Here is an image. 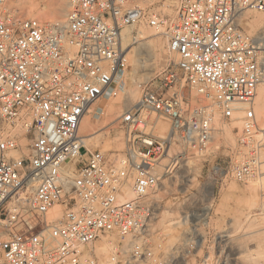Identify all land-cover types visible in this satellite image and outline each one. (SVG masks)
Returning a JSON list of instances; mask_svg holds the SVG:
<instances>
[{
  "label": "built area",
  "instance_id": "built-area-1",
  "mask_svg": "<svg viewBox=\"0 0 264 264\" xmlns=\"http://www.w3.org/2000/svg\"><path fill=\"white\" fill-rule=\"evenodd\" d=\"M65 1L62 23L0 0V264H102L95 244L109 237L127 241L113 247L123 264H167L150 241L164 172L207 156L221 123L237 144L208 178L223 185L262 174L264 27L249 30L245 13L264 14V0ZM137 24L161 30L178 61L140 84L121 116L126 148L111 158L79 129L113 94L123 30ZM156 119L169 122L166 136L155 134ZM175 144L179 156L162 164ZM57 206L62 215L51 218Z\"/></svg>",
  "mask_w": 264,
  "mask_h": 264
},
{
  "label": "rangeland",
  "instance_id": "rangeland-1",
  "mask_svg": "<svg viewBox=\"0 0 264 264\" xmlns=\"http://www.w3.org/2000/svg\"><path fill=\"white\" fill-rule=\"evenodd\" d=\"M29 1L31 0H10V7L20 16L35 17L42 21L39 12H27L25 6ZM51 1L63 4L66 13L65 0L36 2L41 11H44ZM256 14L259 13H245L246 27L249 30L252 29L249 21ZM138 28L148 30L153 35L149 38L140 37ZM123 36L124 43L127 42L124 45L125 66L120 78L113 83L114 92L97 103L103 109L102 113H95L93 105V113L84 117V120L90 118L93 124L94 128L89 132H95L93 138L85 144L91 149L101 150L111 158L122 154L126 148L121 116L126 108L140 99V84L152 80L164 71L176 70L175 63L178 61V56L169 50L168 37L146 24L125 28ZM157 39L161 40L160 46L155 45ZM129 49H133L132 52L128 53ZM132 90L138 93L136 102L126 105L125 98ZM112 106L116 108L114 114L109 110ZM154 118L153 116L152 120ZM155 123V134L166 136L170 132L168 121L156 119ZM161 124L167 126L164 133L159 130ZM217 129L211 152L203 157L189 156L167 173L164 172L158 189L152 196V200L159 202V206L151 224L150 241L156 255L167 264H264V187L254 185L255 180L239 183L233 178L224 177V184L221 185L208 178L211 165L229 157L230 150L237 144L235 132V141L232 142L221 123L217 124ZM96 136L99 140H95ZM119 144L122 146H118ZM170 151L169 156L165 155L163 158L162 164L170 163L171 157L179 156L181 147L178 144L172 145ZM58 207L62 215L63 207ZM50 216L55 217L53 213ZM106 239L111 240V244L107 248L104 246V250ZM95 246L102 264H123V255L115 256L113 247L118 246L119 249L127 246V241L109 237L99 240Z\"/></svg>",
  "mask_w": 264,
  "mask_h": 264
},
{
  "label": "bare ground",
  "instance_id": "bare-ground-1",
  "mask_svg": "<svg viewBox=\"0 0 264 264\" xmlns=\"http://www.w3.org/2000/svg\"><path fill=\"white\" fill-rule=\"evenodd\" d=\"M37 0H31L28 2V4L25 6L27 7V12L29 14H32L34 12H39V17L40 19H42V21L45 22L48 21L47 19H51V21H48V22H64L65 21V16H66V13H65V7L63 4H60L58 1H51V3L49 4L48 8L46 10H42L40 9L38 3L36 2ZM249 24L251 25V31L253 30H258L262 27H264V14L262 13H259V14H256L253 16V18L249 21ZM139 29V28H138ZM152 31V30H151ZM160 32H162L161 30H158ZM138 32H140L141 35H139L140 37L142 36L143 38H149L150 36H152L153 34H151L150 31H146L145 29H139ZM150 32V34H149ZM126 38V37H125ZM128 40V39H126ZM130 40V39H129ZM136 41V39H135ZM138 41V40H137ZM129 43V42H128ZM127 42L125 41L124 45H126ZM155 45L156 46H160L161 45V40L160 39H157L155 41ZM130 47V46H129ZM127 47V49L129 48ZM161 49V48H160ZM133 50V49H132ZM131 49H129L128 53L129 52H132ZM134 59V55L132 54V57H131V63H133V60ZM128 60V59H127ZM129 61V60H128ZM129 64V63H128ZM123 85V84H122ZM126 86V85H125ZM127 88V87H126ZM137 93V91H136ZM133 90L132 91H129V94L128 96L125 98V103L126 105H130L132 103H135L136 102V99H137V94H136ZM139 101V100H138ZM257 102H258V105H257V112L259 115H263L264 116V89L260 92L258 98H257ZM130 103V104H129ZM115 107L112 106L110 107V112L111 114H114L115 113ZM85 117V116H84ZM87 118V117H86ZM85 118V119H86ZM223 130L226 132V135L227 136H230L231 137V140L232 142L235 141L234 140V133L232 131V127H227L226 125H223ZM236 125L240 126V123H236ZM93 124L91 123L90 121V118L89 120H82L81 122V125H80V129H79V133L80 135L83 137V140L84 142L86 143L87 141H89L90 139L93 138L95 132L94 130L92 132H89L93 129ZM159 130L161 131V133H164L167 131V126L165 125H160L159 127ZM98 133V132H97ZM99 135V134H98ZM97 140V136L95 137ZM99 140V138H98ZM118 146H122L121 144H119ZM263 175H259L258 177H255L254 179H250L248 182L252 181V180H255L254 181V185H257V186H261V187H264V171L262 172ZM127 198L128 199H133L134 198V194L132 192H128L127 193ZM51 213H53V215L55 216L54 218H58L61 216V211L59 209V207H55ZM111 240H107L105 241L103 247L105 246L106 248L109 246ZM102 242V241H101ZM102 245V244H101ZM129 246V245H128ZM98 247V246H97ZM105 247H104V250H105ZM100 248V247H99ZM102 248V247H101Z\"/></svg>",
  "mask_w": 264,
  "mask_h": 264
}]
</instances>
